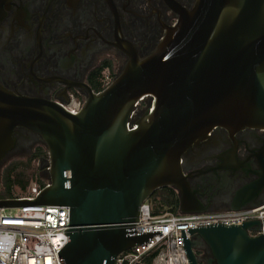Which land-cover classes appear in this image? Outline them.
Segmentation results:
<instances>
[{
	"label": "water",
	"instance_id": "obj_1",
	"mask_svg": "<svg viewBox=\"0 0 264 264\" xmlns=\"http://www.w3.org/2000/svg\"><path fill=\"white\" fill-rule=\"evenodd\" d=\"M106 52L120 72L94 92L87 68ZM61 82L59 100L72 86L86 94L77 112L52 100ZM260 129L264 0H0V169L26 157L27 131L47 147L49 178L0 208L67 205L62 264H116L156 236L135 225L164 186L179 193L178 213L264 205ZM260 228L182 229L189 262L264 264V233H250Z\"/></svg>",
	"mask_w": 264,
	"mask_h": 264
},
{
	"label": "built area",
	"instance_id": "obj_2",
	"mask_svg": "<svg viewBox=\"0 0 264 264\" xmlns=\"http://www.w3.org/2000/svg\"><path fill=\"white\" fill-rule=\"evenodd\" d=\"M114 80L106 70L101 76V86L106 88ZM146 102L140 101L138 109ZM82 103L73 99L67 108L77 112ZM144 109V107L142 108ZM137 114V110L135 111ZM48 181L45 180V185ZM38 180L32 181L28 192L13 197L35 198L44 187ZM260 220L261 228L251 234L264 233V205L241 210H225L199 213L153 214L152 204L144 201L140 220L135 227L138 233L156 231V236L134 249L124 252L116 264H147L146 257L157 252L152 264H190L182 238V229L202 224L222 222L242 224L248 220ZM70 228V209L67 205L37 204L13 208H0V264H62L59 251L69 241L64 231Z\"/></svg>",
	"mask_w": 264,
	"mask_h": 264
},
{
	"label": "trees",
	"instance_id": "obj_3",
	"mask_svg": "<svg viewBox=\"0 0 264 264\" xmlns=\"http://www.w3.org/2000/svg\"><path fill=\"white\" fill-rule=\"evenodd\" d=\"M96 86L98 91L103 89L99 80L97 81ZM47 157L48 150L44 146L40 145L34 150V153L26 161H17L11 163L3 171L4 191L0 193V198L13 197L14 194L12 191L15 185H18L22 190H27L31 184V181L33 180L40 181L44 186L45 180L32 170L31 164L34 160L38 159L42 161ZM150 198L153 200L152 212L155 215L166 212L176 213L179 211V197L176 190L171 186H164L157 189L152 194V196H150ZM199 253L203 254V252ZM156 254L157 252H153L146 257L147 264L153 263V259Z\"/></svg>",
	"mask_w": 264,
	"mask_h": 264
},
{
	"label": "flooded vegetation",
	"instance_id": "obj_4",
	"mask_svg": "<svg viewBox=\"0 0 264 264\" xmlns=\"http://www.w3.org/2000/svg\"><path fill=\"white\" fill-rule=\"evenodd\" d=\"M167 15H174V8H172L167 13ZM170 18L176 26L177 20H179V16H170ZM106 70H108L114 78L116 77L117 72H120L117 53L106 52L105 54H103L102 56L98 57L95 60L93 68H87V89H89L90 87L91 89L94 90V92H99L97 90L96 83L98 80L99 82H101L100 81L101 76ZM60 89H65L63 82L53 87L52 100L57 103H60L61 105L65 107H67V105L70 104L73 99H77L78 101L82 103V105L86 100V94L74 86L67 88V101L59 100L57 99V92H60ZM146 105H147V102H144L141 105V107L143 108ZM261 133H264V129H260L258 134H261ZM18 138H19L18 142L20 145H22L25 155L30 156V157L38 146L44 144L43 141L36 134H32L27 131L23 132L22 135H19ZM177 195L179 197L178 192H177ZM179 201H180V198H179Z\"/></svg>",
	"mask_w": 264,
	"mask_h": 264
},
{
	"label": "rangeland",
	"instance_id": "obj_5",
	"mask_svg": "<svg viewBox=\"0 0 264 264\" xmlns=\"http://www.w3.org/2000/svg\"><path fill=\"white\" fill-rule=\"evenodd\" d=\"M43 144V143H42ZM42 146H44L46 149V145L43 144ZM26 157H21V156H16V157H12L9 160H7L0 169V181H1V185L2 188H0V193H2L4 191V186H3V171L13 162H17V161H26L30 156L25 155ZM48 158V157H47ZM42 161L40 160H34L31 164L32 170L35 171L42 179L48 181V176L46 173V167H42ZM40 168V169H39ZM34 181V180H33ZM32 183V181H31ZM31 185V184H30ZM29 188V187H28ZM28 188L27 190H22L18 185H15L13 187V194L14 195H24L28 192ZM149 201L151 202L152 206H153V200H151V198L149 197Z\"/></svg>",
	"mask_w": 264,
	"mask_h": 264
}]
</instances>
